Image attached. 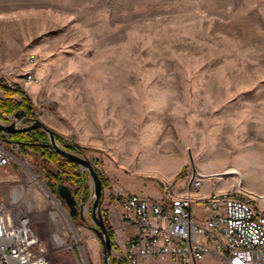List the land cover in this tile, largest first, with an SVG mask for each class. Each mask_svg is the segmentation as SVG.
I'll list each match as a JSON object with an SVG mask.
<instances>
[{"label":"rangeland","instance_id":"rangeland-1","mask_svg":"<svg viewBox=\"0 0 264 264\" xmlns=\"http://www.w3.org/2000/svg\"><path fill=\"white\" fill-rule=\"evenodd\" d=\"M0 81L23 91L61 148L91 161L107 219L116 192L162 198V183L181 186L190 170L205 177L202 192H264V0H0ZM0 100L21 96L0 89ZM0 119L15 116L0 107ZM17 158L15 179L0 184L14 223L48 264H104L87 171L75 170L81 185L52 179L60 170L30 146ZM56 183L84 203L85 221ZM114 243L110 264H125Z\"/></svg>","mask_w":264,"mask_h":264},{"label":"built area","instance_id":"built-area-1","mask_svg":"<svg viewBox=\"0 0 264 264\" xmlns=\"http://www.w3.org/2000/svg\"><path fill=\"white\" fill-rule=\"evenodd\" d=\"M35 64L31 57L30 69L22 73L34 79ZM20 146L0 131V184L15 179L12 164L18 161ZM204 178L190 170L181 186L163 182L164 196L159 199L122 191L114 194L123 225L135 228L121 255L125 264L141 260L200 264L210 254L217 255L221 264H264V192L261 203H252L234 190L206 191L193 203L178 201L179 190L203 187ZM24 222L14 223L0 200V264H48Z\"/></svg>","mask_w":264,"mask_h":264},{"label":"water","instance_id":"water-1","mask_svg":"<svg viewBox=\"0 0 264 264\" xmlns=\"http://www.w3.org/2000/svg\"><path fill=\"white\" fill-rule=\"evenodd\" d=\"M15 121L8 124H3L0 121V131L10 136L13 133H29L35 130H41L47 135V141L43 144L50 147L55 153L63 157L64 159L70 160L76 163L80 168L87 171L90 180L93 184V202L91 209V217L96 223V227H93V231L96 233L101 241L103 249V261L104 264H110L112 257L113 247L111 245L109 234L106 230V226L101 216V203L103 197V185L98 173L94 170L92 163L84 156H80L71 151H67L61 148L56 142L53 131L42 124L37 118L26 117L23 110L17 111L15 114ZM20 145L21 142H17ZM56 192L58 196L64 201L69 209L71 215L79 214L83 221V206L78 205L71 190L64 184L59 183L56 186Z\"/></svg>","mask_w":264,"mask_h":264},{"label":"trees","instance_id":"trees-1","mask_svg":"<svg viewBox=\"0 0 264 264\" xmlns=\"http://www.w3.org/2000/svg\"><path fill=\"white\" fill-rule=\"evenodd\" d=\"M0 89L4 91L7 96H11L14 94H18L21 96V101H11L8 100L6 102H2L0 100V107L4 109V112L7 114H15L19 110H23L25 113V116H32V108L29 99L25 96L22 90L20 89H12L8 87L4 82L0 81ZM53 136L57 143H61V138L56 134L53 133ZM10 141L14 142H21V146H30L33 150H35L37 153H39L42 158L51 161L60 171L56 174H49L52 179H60V175L67 174L72 180L76 179V182L82 184H86L87 178L81 177L78 172L75 170L78 169V165L70 160L64 159L57 153H55L50 147H47L43 145L47 141V135L41 130H35L31 133H13L9 136ZM67 151L75 152L74 147H67L64 148ZM58 183H56L53 187L56 189ZM102 184L104 182L102 181ZM83 198L86 199V197L83 195ZM82 204H84L82 202ZM102 219L104 221V224L106 226V230L109 234L110 241L112 247L115 245L114 243V234L113 230L110 226H108V219H107V213L105 211L102 212ZM114 264H120V263H114Z\"/></svg>","mask_w":264,"mask_h":264},{"label":"crops","instance_id":"crops-1","mask_svg":"<svg viewBox=\"0 0 264 264\" xmlns=\"http://www.w3.org/2000/svg\"><path fill=\"white\" fill-rule=\"evenodd\" d=\"M143 193V192H142ZM146 197H150L152 199H159L153 197L151 194H143ZM108 209V220L110 222V225L113 227L114 232V240L116 244L118 245L119 251H124L126 241L128 240L129 236L133 234L134 227H125L121 220V209L115 205L111 207H107ZM122 251V252H123Z\"/></svg>","mask_w":264,"mask_h":264},{"label":"bare ground","instance_id":"bare-ground-1","mask_svg":"<svg viewBox=\"0 0 264 264\" xmlns=\"http://www.w3.org/2000/svg\"><path fill=\"white\" fill-rule=\"evenodd\" d=\"M28 64H29V69H30V62ZM32 77H34V70H32ZM24 80L26 82H31L32 79L29 78L28 73H25ZM203 194H206V192H202V187L195 188V190H179L178 201L186 202V203H193L195 201L201 200L203 197ZM244 197L245 199H251L252 203H261V196H249V195L246 196L245 195Z\"/></svg>","mask_w":264,"mask_h":264},{"label":"flooded vegetation","instance_id":"flooded-vegetation-1","mask_svg":"<svg viewBox=\"0 0 264 264\" xmlns=\"http://www.w3.org/2000/svg\"><path fill=\"white\" fill-rule=\"evenodd\" d=\"M78 205H81V206H82L83 204H82V203H80V204H78ZM75 215H76V214H75ZM101 216H102V215H101ZM81 220L83 221L82 217H81Z\"/></svg>","mask_w":264,"mask_h":264}]
</instances>
